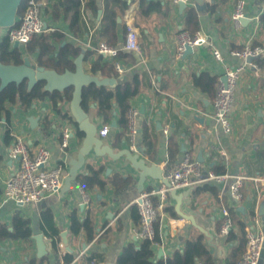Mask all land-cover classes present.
Segmentation results:
<instances>
[{"label": "crops", "instance_id": "obj_1", "mask_svg": "<svg viewBox=\"0 0 264 264\" xmlns=\"http://www.w3.org/2000/svg\"><path fill=\"white\" fill-rule=\"evenodd\" d=\"M45 1L48 6L44 16L49 30L59 29L66 33V41L80 48L86 46L87 50L92 51L84 62L85 69L89 71L91 63L99 58L96 50L98 43L105 41L97 36L103 12L100 17L99 13L95 17L85 8L87 0H82L79 27L71 31L64 13H58L57 17L53 13L57 11L53 7L54 3L59 0ZM160 1L168 4V11H164L166 14L155 11L143 18L142 24L146 30L137 24L142 33V56L137 55L133 61L120 60L125 67L124 76L136 72L145 75L144 89L132 100V105L139 110L134 152L159 164L164 171L181 161L187 153L200 163L203 178L183 198L181 210L193 216L211 238L178 214L177 201L169 191L167 203L173 207L176 215L171 210L161 213V241L153 246L152 261L157 263L172 257L175 251H183L189 237L202 233L213 264H239L240 256H235L239 240L228 241L220 233L219 225L231 211L236 220L246 224V228L254 227L264 232V186L252 179L247 180L240 203L234 201L230 190L237 176L264 178V53L254 59L258 69L249 66L238 85L231 113V134L224 132L214 116L215 95L196 86L194 77L208 73L219 81L224 77L226 66L243 62V59L234 55L235 50L247 44L264 48V0H243L244 18L239 28H235L231 21L238 0H216L219 9L216 14L209 12L206 7L198 9L192 0L185 8L194 6L197 9L200 24L198 33L205 36L207 42L181 58L177 57V46L178 35L186 30L185 8L173 4L172 0ZM138 2L134 0L131 3L135 5L136 12ZM97 3L103 6L104 0H97ZM125 41L126 33L121 26L117 47L122 48ZM214 49L220 51L221 59L214 55ZM8 107L11 111L9 121H0V222L12 228L13 218L19 213L30 220L32 235L28 241L0 240V264H66L64 257L67 253L73 256L75 264H116L125 247L130 244L140 246L141 241L136 240L133 234L134 227L139 224L138 207L134 202L138 196L133 190L129 192L128 199L116 195L111 186L101 193L86 190L89 200L85 203L81 186L76 181L64 195L58 192L27 206L4 199L5 183L18 169V163L9 157L7 150L16 135L22 134L32 149L37 146L47 148L51 153L47 166L64 162L67 169V156L77 154L83 139L77 134L74 124L54 110L48 97L34 102L27 110L13 105ZM60 108L70 114L68 101L61 103ZM91 119L99 128L107 125L101 117L93 115ZM67 125L72 128L73 136L64 151L59 144L61 131ZM108 125L110 131L104 141L111 145L122 129L117 117ZM7 131L12 137L9 143L5 140ZM171 142L178 148L172 161L169 154ZM125 147L130 148V142H123L121 148ZM121 148L114 147L115 150ZM92 159L108 168L106 177L115 172L132 176L137 193L140 194L137 188L138 172L125 158L113 161L108 157H87V161ZM208 171L225 175L226 178L221 182L206 179ZM206 183L216 187L217 192L206 190L194 193L195 186ZM158 185H161L160 181L148 178L144 189ZM73 212H77L82 220L88 215L93 217L96 231L92 240L84 232H72ZM44 213H47L48 218H44ZM233 229L239 234L236 224ZM63 234L71 250L65 246ZM51 235H55L57 247L53 245ZM39 236H42L39 239L43 243L42 250L37 239ZM260 264H264V250Z\"/></svg>", "mask_w": 264, "mask_h": 264}, {"label": "trees", "instance_id": "obj_2", "mask_svg": "<svg viewBox=\"0 0 264 264\" xmlns=\"http://www.w3.org/2000/svg\"><path fill=\"white\" fill-rule=\"evenodd\" d=\"M29 0H22L19 7L17 19H21L24 15L26 6ZM134 0H104L103 6H99L97 0H87L85 4L86 10H90L92 14L97 17L99 10L103 9V16L100 20L98 27V38L105 40L108 43L117 46L119 40V29L122 26L126 33L124 23L119 21L122 18L125 10L133 3ZM82 0H59L54 3L55 17L58 13H64L65 19L70 24V30H76L79 27V20L81 16ZM54 9V10H56ZM206 9L212 14L218 12L216 0L206 2ZM158 11L165 13L168 11V4L160 0H139L138 9L136 12L137 24L146 30L142 24V19L148 17L151 13ZM165 11V12H164ZM186 13V31L194 36L199 28V13L194 6L185 8ZM166 14V13H165ZM264 20V16H263ZM20 23L17 21L16 26ZM145 36H149L145 31ZM91 50H87L85 60L91 54ZM81 53V48L74 43L66 41V33L53 29L35 35L34 38L24 45L22 48H15L6 33H2L0 38V61L5 64H21L25 55L35 56L36 63L39 66L46 68H53L58 72H64L67 69L74 70V59ZM98 53V52H97ZM91 63L89 73L103 77H115L118 79V84L115 87L96 84L85 86L82 94V106L85 111L91 116L95 115L103 119L104 124H111L115 117L117 123L122 129L114 138L111 146L121 148L123 142H129V110L132 107V100L135 98L145 87V75L143 73H134L131 76H124L120 74L114 65L115 61L135 60L137 54L131 53L124 49H120L119 55L111 61L105 60L103 55ZM217 78L208 73H202L194 77V83L202 91L208 92L212 96L215 95ZM73 88H67L65 91L49 92L44 89V82L39 81L32 89H28V82L24 81L21 84L11 83L3 90H0V121L10 119L9 105L20 107L24 110L32 107L34 102L50 98L53 108L63 118L69 119L77 129V134L80 138L84 135L78 130L74 118L69 113H64L60 108L61 103L70 101L72 98ZM110 131V129H109ZM10 131H7L5 140L11 141ZM10 144V143H9ZM178 151L174 143H170L169 154L171 161L174 159L175 153ZM1 160V156H0ZM216 173V172H215ZM108 168L104 164H97L95 160L86 162L82 171L79 173L77 182L85 190H91L101 193L106 190L108 186L113 187L116 195L126 197L128 199L131 190L139 196L135 188V179L130 175H123L121 173H109ZM218 174V173H217ZM194 193H200L209 190L213 193L217 192V188L206 183L205 185L195 186ZM154 203H158V198H153ZM171 210L173 215H176L173 207L168 203L164 207V211ZM233 221V226L237 225L239 234L232 228L228 235L227 240H239V245L235 249V256H240V259L245 251L246 246V224L241 220H236L233 213L229 211ZM44 218H48L47 213L43 214ZM71 230L75 234L80 232L86 233L89 240L95 237V225L92 216L88 215L85 219H81L77 212L72 213ZM140 220V216H139ZM222 220L220 221L221 225ZM31 222L28 218L23 217L21 214H15L13 218L12 228L6 223L0 222V240L4 239H21L28 241L32 235L30 226ZM219 225V227H220ZM53 245L57 247L55 235H51ZM204 234L189 237L183 251H175L172 257L158 261H152L154 254L153 246L155 243L161 241L160 234V217L155 223V236L153 240L145 239L141 241L140 246L130 244L124 248L122 254L119 256L116 264H197L203 262L204 264H213V258L204 243ZM239 259V261H240ZM66 264H75L73 256L67 253L64 257Z\"/></svg>", "mask_w": 264, "mask_h": 264}, {"label": "built area", "instance_id": "obj_3", "mask_svg": "<svg viewBox=\"0 0 264 264\" xmlns=\"http://www.w3.org/2000/svg\"><path fill=\"white\" fill-rule=\"evenodd\" d=\"M192 0H172V3L181 6V3L189 4ZM48 2L45 0H29L25 8L24 15L21 19H17L20 23L12 28L4 29L3 32L8 34L12 45L18 41L21 46L30 42L35 35L41 34L49 30L45 20V9ZM244 18V1L238 0L231 14V21L235 28L241 26ZM122 21L126 28V41L122 49L137 54L139 57L143 54L141 44V30L136 22L135 5H130L122 17ZM207 39L200 33L191 36L186 30L178 35L177 57H184L189 47L193 50L198 46L205 44ZM119 47L112 45L106 41H100L97 45V52L103 55L105 59L114 60L120 52ZM214 55L221 59L220 51L214 49ZM234 55L243 59L242 63L226 66L225 74L217 83L216 93L213 99L214 116L223 127L226 134H231L233 124L231 113L233 110L235 96L238 85L248 70V67L258 69V65L254 59L262 56L264 48L260 46L245 45L242 49L235 50ZM116 70L122 74L124 72V64L121 61L114 62ZM139 110L133 106L129 110V137L130 149L136 150L135 137L138 133L136 125V117ZM110 126L103 125L99 128L98 134L104 138L109 133ZM73 136L72 128L67 125L61 131L60 148L66 150L69 147L70 140ZM8 155L11 159L18 163V169L7 179L4 187V199H11L20 206H27L38 202L42 198L58 193L61 191L65 177L68 174L66 163H58L53 166H47L51 157L50 151L44 146H37L34 149L27 143L25 138L18 134L8 146ZM164 176L169 181L171 188L177 191H183L193 187L203 178L201 165L198 161H194L189 153L185 157L165 170ZM206 179H214L218 182L223 181L226 176L208 171ZM252 179L261 186H264V178H251L246 176H237L230 186L231 194L236 203H240L243 199V187L245 182ZM84 194L85 203L89 200L86 190L81 187ZM170 188L161 185L144 189L134 200L138 207L140 216L138 226L134 227L133 234L136 240L143 241L145 239L153 240L155 236V223L158 221L164 207L168 201ZM158 198L155 204L153 198ZM233 226V221L229 213H227L221 222L220 233L228 235ZM246 246L245 251L239 261V264H260L264 250V232L254 227L246 228ZM199 264H204L199 262Z\"/></svg>", "mask_w": 264, "mask_h": 264}, {"label": "water", "instance_id": "obj_4", "mask_svg": "<svg viewBox=\"0 0 264 264\" xmlns=\"http://www.w3.org/2000/svg\"><path fill=\"white\" fill-rule=\"evenodd\" d=\"M198 7L202 9L206 7V0H193ZM22 0H0V38L3 30L12 28L17 23V16L19 7ZM186 4L181 3V8H185ZM103 10H99V17ZM122 22V18H119ZM15 48L21 47L20 43H14ZM87 51L86 46H82L81 53L74 59L75 69H67L64 72H58L53 68H46L39 66L30 55H25L23 63L21 64H5L0 61V90H3L11 83L21 84L24 81L28 82V89L39 81L44 82V89L49 92L60 91L63 92L67 88H73L72 98L68 101V109L71 116L74 118L77 128L83 133L82 144L76 155L71 154L67 156L68 159V174L65 177L64 185L60 191L61 195L70 191L73 182L77 181L80 171L83 169L87 162V157H108L113 161L125 158L129 161L132 167L138 172V191L141 193L145 188V183L148 178L158 180L165 186L170 188L172 197L177 201L176 211L184 219L190 221L192 225L204 231L206 235L211 238L205 230L196 223L191 215H187L181 210L183 198L187 197L192 187L183 192H178L176 189L171 188L167 178L164 176L165 171L157 163L149 161L147 158L142 157L138 152L132 151L130 148H121L115 150L113 146L105 143L104 138L98 134L99 127L92 121L90 115L85 111L82 106V94L85 86L96 84L98 86L105 85L115 87L118 84V79L115 77H99L89 73L84 66L85 54ZM193 49L188 48L187 54L192 53ZM42 239V236L37 238ZM64 244L68 250H71L65 234H63ZM40 249H43V243L39 240ZM115 264V263H109Z\"/></svg>", "mask_w": 264, "mask_h": 264}, {"label": "rangeland", "instance_id": "obj_5", "mask_svg": "<svg viewBox=\"0 0 264 264\" xmlns=\"http://www.w3.org/2000/svg\"><path fill=\"white\" fill-rule=\"evenodd\" d=\"M23 46H21V48H22ZM32 58H33V60L36 62V58H35V56H31ZM20 135H22V134H20ZM23 136V135H22ZM43 199V198H42Z\"/></svg>", "mask_w": 264, "mask_h": 264}]
</instances>
